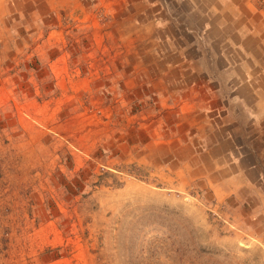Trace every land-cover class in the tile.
<instances>
[{"label": "rangeland", "instance_id": "rangeland-1", "mask_svg": "<svg viewBox=\"0 0 264 264\" xmlns=\"http://www.w3.org/2000/svg\"><path fill=\"white\" fill-rule=\"evenodd\" d=\"M117 1L109 14L100 7L99 36L79 28L78 51L69 36L63 71L48 66L59 52L42 34L22 43L0 34V264H264V182L246 201L220 202L195 172H178L172 147L160 145L176 116L157 107V78L170 69L152 64L159 39L143 25L145 7ZM15 39L39 45L41 58L28 57L43 64L39 72L5 64ZM223 52L236 65L208 68L211 86L236 98L240 84L251 98L242 83L258 73L251 54ZM238 122L243 151L263 162L251 141L263 144L264 125L252 128L243 113Z\"/></svg>", "mask_w": 264, "mask_h": 264}, {"label": "crops", "instance_id": "crops-1", "mask_svg": "<svg viewBox=\"0 0 264 264\" xmlns=\"http://www.w3.org/2000/svg\"><path fill=\"white\" fill-rule=\"evenodd\" d=\"M136 1L145 7V29L159 39L158 57L152 64L170 69L157 78L160 89H164L157 94V107L176 117L170 130L168 126L163 129L160 145L172 147L178 172L186 168L189 173L195 172L194 179L204 180L220 202L232 196L242 198L252 189L259 190L264 182V161L248 159V153L243 151L247 143L239 140L236 132L242 113L248 115L252 128L260 131L264 125L259 122L264 119V86L259 84L264 83V0ZM119 2L123 3L124 10L132 5V0ZM170 2L186 4L187 8L172 9ZM116 3L117 0H0V34L10 39L18 36L21 43L26 36L42 34L46 43L59 52L50 56L48 66L59 64L63 71L70 51L69 36L74 35L72 43L78 51L82 44L78 29L83 33L87 27L93 36H99L102 33L100 7L108 4L104 11L109 14ZM171 23L175 26L169 30ZM184 34L192 39L182 41L180 36ZM21 43L17 42V50L4 56L3 61H8L6 65L13 63L12 70H18L17 73L21 69L27 73L39 72L43 64H37L32 58L28 60V57L41 58L39 45L30 42L27 49ZM207 45L215 50L213 55L219 64L206 55ZM29 49L30 55L26 56L23 51ZM234 49L250 53L251 67L259 68L251 79L244 77L242 82L253 86L252 100L250 94L242 92L240 84L234 92L236 98L211 86L214 81L208 68L218 66L227 72L230 64H236L226 59L223 51ZM218 100L219 112L210 115ZM234 102H240V109H233ZM165 130L171 133L167 135ZM256 137L251 141L252 146L264 148V142H255ZM243 200L246 201L245 196Z\"/></svg>", "mask_w": 264, "mask_h": 264}, {"label": "trees", "instance_id": "trees-1", "mask_svg": "<svg viewBox=\"0 0 264 264\" xmlns=\"http://www.w3.org/2000/svg\"><path fill=\"white\" fill-rule=\"evenodd\" d=\"M179 10V9H178Z\"/></svg>", "mask_w": 264, "mask_h": 264}]
</instances>
